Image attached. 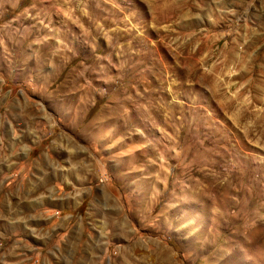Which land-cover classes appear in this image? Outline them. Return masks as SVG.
Segmentation results:
<instances>
[{"label": "rangeland", "instance_id": "rangeland-1", "mask_svg": "<svg viewBox=\"0 0 264 264\" xmlns=\"http://www.w3.org/2000/svg\"><path fill=\"white\" fill-rule=\"evenodd\" d=\"M0 264H264V0H0Z\"/></svg>", "mask_w": 264, "mask_h": 264}]
</instances>
